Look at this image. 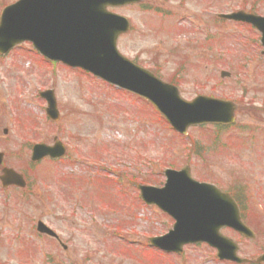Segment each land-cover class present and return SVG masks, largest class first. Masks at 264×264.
<instances>
[{
	"label": "rangeland",
	"instance_id": "obj_1",
	"mask_svg": "<svg viewBox=\"0 0 264 264\" xmlns=\"http://www.w3.org/2000/svg\"><path fill=\"white\" fill-rule=\"evenodd\" d=\"M15 1L0 0V13ZM240 9L264 15V0H144L142 6L115 9L133 22L118 41L122 53L176 81L184 98L210 95L238 105L236 124L219 131L208 124L181 136L136 96L80 70L53 68L28 45L0 57V151L30 183V195L13 188L10 196L0 195V264H42L47 251L76 263L87 256L86 264H180L150 244L171 219L146 207L133 182L160 185L167 167L188 161L196 178L235 190L256 238L227 228L223 233L240 242L244 257L264 252L263 46L251 26L217 16ZM223 70L232 75L222 78ZM46 88L55 89L61 122L46 117L39 96ZM55 137L69 147L68 157L30 163L31 147L45 138L54 143ZM190 139L203 152L197 155V146L191 151ZM81 178L95 183L76 184ZM40 217L68 243V253L56 242L50 246L30 236ZM19 227L22 242L15 240ZM187 254V264H221L205 246H192Z\"/></svg>",
	"mask_w": 264,
	"mask_h": 264
},
{
	"label": "water",
	"instance_id": "obj_2",
	"mask_svg": "<svg viewBox=\"0 0 264 264\" xmlns=\"http://www.w3.org/2000/svg\"><path fill=\"white\" fill-rule=\"evenodd\" d=\"M139 0H19L9 5L0 20V53L11 50L24 41L43 56L73 67H81L95 76L144 96L166 116L169 123L183 134L197 124L235 121L233 102L199 96L183 100L174 85L162 82L154 73L139 67L118 52V37L131 26L120 14L107 9ZM224 17L251 22L262 31L264 18L243 12ZM229 73L223 72L222 76ZM49 100V112L56 117L55 99L51 92L42 94ZM52 152L44 146L34 150V160ZM3 155L0 154V163ZM164 188L140 186L142 197L149 204L159 205L176 219L169 235L152 238L154 245L169 251L186 242L206 241L219 248L220 257L246 262L236 256L237 245L223 238L224 226L254 238L255 234L241 219V210L234 198L214 185L199 183L191 177L190 168L181 171L168 169ZM4 185H24L21 176L6 169ZM229 248L231 250H229ZM256 262H264V254Z\"/></svg>",
	"mask_w": 264,
	"mask_h": 264
},
{
	"label": "flooded vegetation",
	"instance_id": "obj_3",
	"mask_svg": "<svg viewBox=\"0 0 264 264\" xmlns=\"http://www.w3.org/2000/svg\"><path fill=\"white\" fill-rule=\"evenodd\" d=\"M70 151V149L69 148H67L66 147V151L65 152H67L66 153V155L62 158V157H59V159H57V160H55V162H59V161H64V159L66 158V156L68 157V155H69V152ZM47 159H50V157H48ZM5 166H7L6 164L5 165H0V171L2 172V170H3V168H5ZM117 180H119V181H121L120 179H117ZM123 180V179H122ZM89 181V179H84V178H82L81 179V181L80 180H77V181H75L76 182V184H79V183H85V182H88ZM122 182V181H121ZM124 183V182H123ZM12 188H14L15 189V192L17 193V188L16 187H13V186H10V187H8V188H6V190H4V191H2L1 192V196H10L11 194H12V192L11 191H8V190H11ZM24 190H19L18 189V193H21V192H23ZM28 192H30V190H28ZM44 207V206H43ZM45 208V207H44ZM44 211H45V213L47 214L49 211H50V209H49V207H46L45 209H44ZM40 220H43L41 217H40V219H37L36 220V222H39ZM46 224H47V222L45 221V220H43ZM30 230H31V232H29L31 235H33V236H35L36 234H37V237H39V238H42V239H46V241H47V243H51L50 244V246L53 244V242L55 241L56 243H58V244H60V242H64L65 240H64V238H62L61 237V235H60V240L59 239H57L56 237H49L48 235H46V234H43V233H41V234H39L38 232H37V230L35 229V227H33L32 226V228H30ZM51 241V242H50ZM65 243V242H64ZM193 246V245H192ZM192 246L191 245H187V246H185L184 248H183V250H182V254H180V256L179 255H177V254H173V255H176V257H178L179 259H182V256H185L186 254V251L187 250H189V248H192ZM71 247L69 246V245H65V246H63V249H64V251L66 252V253H68L71 249H70ZM47 249H49V246H48V248ZM211 252L212 253H216V250L215 249H212L211 248ZM46 254H51L52 255V257H48V255L46 256ZM43 256H44V258H46V259H49V260H53L54 259V253L53 252H51V251H47V252H44L43 253ZM64 257H66V256H63V259H61L62 261H59L58 263L59 264H86V261H88V259H86V258H84L85 260H83L81 263H76V262H71V261H69L68 259H65ZM55 260H53V262H54ZM182 264H186L185 262H183Z\"/></svg>",
	"mask_w": 264,
	"mask_h": 264
}]
</instances>
